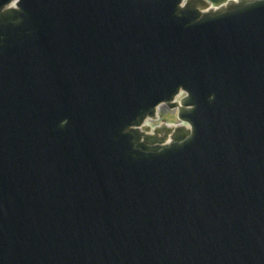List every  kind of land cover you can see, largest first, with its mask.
Returning a JSON list of instances; mask_svg holds the SVG:
<instances>
[{"label":"water","instance_id":"1","mask_svg":"<svg viewBox=\"0 0 264 264\" xmlns=\"http://www.w3.org/2000/svg\"><path fill=\"white\" fill-rule=\"evenodd\" d=\"M178 2L0 11V264H264V3Z\"/></svg>","mask_w":264,"mask_h":264},{"label":"clouds","instance_id":"2","mask_svg":"<svg viewBox=\"0 0 264 264\" xmlns=\"http://www.w3.org/2000/svg\"><path fill=\"white\" fill-rule=\"evenodd\" d=\"M206 2L209 4V6L212 8V9H217V8H221V7H225L226 5L229 4V2H232V3H237L238 0H216V2H213V0H206ZM262 3H264V0H261ZM19 3H20V0H8V3L4 4V9H9V8H12V9H18V6H19ZM187 3V0H179L178 4H177V7L178 8H182L184 7V5ZM201 11H207V9H201ZM180 95L181 96H184L185 93L183 91L180 92ZM210 99L212 98L211 96L209 97ZM144 124H149L151 123L150 121L148 120H145L143 122ZM180 123H184V122H180ZM130 127H132V125H130ZM185 127H188V124L185 123ZM140 142L143 143V139L140 138Z\"/></svg>","mask_w":264,"mask_h":264},{"label":"rangeland","instance_id":"3","mask_svg":"<svg viewBox=\"0 0 264 264\" xmlns=\"http://www.w3.org/2000/svg\"><path fill=\"white\" fill-rule=\"evenodd\" d=\"M161 121H167L172 123L178 122L175 111H172L171 109L163 110L160 119L152 124H158Z\"/></svg>","mask_w":264,"mask_h":264},{"label":"snow or ice","instance_id":"4","mask_svg":"<svg viewBox=\"0 0 264 264\" xmlns=\"http://www.w3.org/2000/svg\"><path fill=\"white\" fill-rule=\"evenodd\" d=\"M6 3H8V0H4V4H6ZM4 4H3V6H4ZM0 7V11H6L7 9H4V7Z\"/></svg>","mask_w":264,"mask_h":264}]
</instances>
